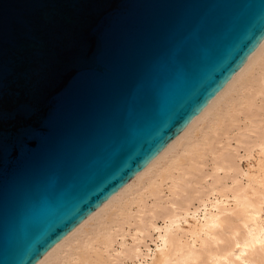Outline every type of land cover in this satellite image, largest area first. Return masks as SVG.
I'll use <instances>...</instances> for the list:
<instances>
[{
  "label": "water",
  "instance_id": "water-1",
  "mask_svg": "<svg viewBox=\"0 0 264 264\" xmlns=\"http://www.w3.org/2000/svg\"><path fill=\"white\" fill-rule=\"evenodd\" d=\"M264 40V0H0V264H36Z\"/></svg>",
  "mask_w": 264,
  "mask_h": 264
},
{
  "label": "bare ground",
  "instance_id": "bare-ground-1",
  "mask_svg": "<svg viewBox=\"0 0 264 264\" xmlns=\"http://www.w3.org/2000/svg\"><path fill=\"white\" fill-rule=\"evenodd\" d=\"M129 262L264 264V40L157 157L36 264Z\"/></svg>",
  "mask_w": 264,
  "mask_h": 264
},
{
  "label": "rangeland",
  "instance_id": "rangeland-1",
  "mask_svg": "<svg viewBox=\"0 0 264 264\" xmlns=\"http://www.w3.org/2000/svg\"><path fill=\"white\" fill-rule=\"evenodd\" d=\"M257 150H258L257 148L254 150V155H257ZM242 152H244V150H243ZM247 164H248V158L244 157L243 160H242V165H243L245 168H247ZM187 220H188V221H192V220H193L192 213L185 214V220H183L181 223H182L183 225H187V224H188V223H187ZM158 224H159V225H164V221H163V220H159V221H158ZM119 239L121 240L122 237H119ZM126 239H127V240H130L131 237H130V236H126ZM147 243L150 245V247H151L152 249L156 248L155 242L152 241L150 237L147 238ZM142 248L145 249L146 247L143 245ZM128 264H131V263L129 262Z\"/></svg>",
  "mask_w": 264,
  "mask_h": 264
}]
</instances>
